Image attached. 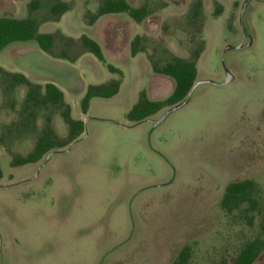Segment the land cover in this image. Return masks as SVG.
<instances>
[{"label":"rangeland","instance_id":"rangeland-1","mask_svg":"<svg viewBox=\"0 0 264 264\" xmlns=\"http://www.w3.org/2000/svg\"><path fill=\"white\" fill-rule=\"evenodd\" d=\"M31 1L0 0V18H25ZM59 1L70 11L39 33L85 35L105 62L54 59L34 41L0 52V70L57 83L72 119L84 123L76 141L37 163L11 167L0 147V264H170L184 247L190 264H232L264 214V0H127L147 9L144 21L110 14L92 26L103 0ZM137 36L145 52L132 57ZM200 44L198 85L183 103L130 121L142 93L156 102L173 91L151 62L190 59ZM111 81H120L118 93L92 99L82 114L87 88ZM25 94L0 84V136L20 118ZM45 115L38 112V126ZM52 123L65 137L60 117ZM11 146L25 153L32 142ZM244 180L255 185L260 213L243 206L225 215L226 185ZM254 264H264V252Z\"/></svg>","mask_w":264,"mask_h":264},{"label":"trees","instance_id":"trees-1","mask_svg":"<svg viewBox=\"0 0 264 264\" xmlns=\"http://www.w3.org/2000/svg\"><path fill=\"white\" fill-rule=\"evenodd\" d=\"M201 5L198 4V9ZM69 4L59 0H32L27 5V16L23 19L9 17L0 18V52L12 43L34 41L40 51L48 56L74 63L84 54H92L99 61L105 62L100 46L89 37L82 35L74 39L62 35L40 34L39 28L44 23H55L70 11ZM124 14L136 23H141L148 16L145 7L133 8L126 0H103L95 13L90 14L87 25L92 26L102 16ZM141 38L135 37L130 44V55L135 57L145 50L140 47ZM203 51V44L192 53L190 59L173 57L170 61L159 65L151 62L152 72L173 80L174 88L171 95L164 101L152 102L145 94L140 95L138 103L128 114L132 122H140L156 114L164 107H173L185 100L196 83V61ZM111 73L119 74L112 66H107ZM0 84H6L8 90L23 87L26 94L21 106L20 118L3 127L0 136V147L4 148L10 157L11 167H21L40 161L45 155L64 149L76 141L84 132L82 120H74L71 109L65 103L63 93L52 83L44 86L32 83L26 77L17 73L0 70ZM120 81H111L99 86H89L81 101L82 114H86L89 102L94 98L109 99L116 95ZM45 110L41 126L36 124L37 114ZM57 115L66 126L67 134L60 137L55 132L52 117ZM16 133V137L13 134ZM29 139L32 147L25 153L12 150L11 143ZM12 141V142H11ZM11 142V143H10ZM2 172L0 169V179ZM255 185L251 181H234L226 185L221 200L220 209L225 215L246 206L247 213H260L259 203L253 197ZM251 222V220H249ZM264 252V214H261L257 236L243 244L233 259L232 264H254ZM191 252L188 247L180 250L170 264H190Z\"/></svg>","mask_w":264,"mask_h":264},{"label":"water","instance_id":"water-1","mask_svg":"<svg viewBox=\"0 0 264 264\" xmlns=\"http://www.w3.org/2000/svg\"><path fill=\"white\" fill-rule=\"evenodd\" d=\"M230 49H232V48H229V47L226 48L225 51H224V53H225L226 51L230 50ZM234 49H239V48H234ZM228 82H229V80H226V82H225L224 84H227ZM197 85H198V83H195L192 89H194V87H196ZM192 89H191V91H192ZM191 91H190V92H191ZM190 92H189V93H190ZM181 103H183V102H181ZM181 103H180V104H181ZM176 107H177V106H176ZM174 108H175V107H174ZM174 108H172V109H174ZM172 109H171V110H172ZM171 110H170V111H171Z\"/></svg>","mask_w":264,"mask_h":264},{"label":"crops","instance_id":"crops-1","mask_svg":"<svg viewBox=\"0 0 264 264\" xmlns=\"http://www.w3.org/2000/svg\"><path fill=\"white\" fill-rule=\"evenodd\" d=\"M126 2L129 4V2L126 0ZM130 5V4H129ZM131 6V5H130ZM133 8H136V7H134V6H132ZM138 8V7H137ZM120 15H124V14H120ZM103 17V16H102ZM128 17V16H127ZM101 18V17H100ZM98 21V20H97ZM96 21V22H97ZM95 22V23H96ZM136 23V22H135ZM138 24V23H137ZM52 84H54L58 89H59V87H58V85H57V83H55V82H53ZM60 90V89H59ZM61 91V90H60ZM64 96V95H63Z\"/></svg>","mask_w":264,"mask_h":264}]
</instances>
